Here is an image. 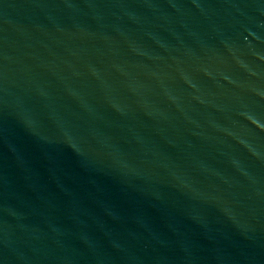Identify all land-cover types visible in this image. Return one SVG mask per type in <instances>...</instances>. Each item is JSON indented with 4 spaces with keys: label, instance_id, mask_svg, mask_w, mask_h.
I'll list each match as a JSON object with an SVG mask.
<instances>
[{
    "label": "water",
    "instance_id": "water-1",
    "mask_svg": "<svg viewBox=\"0 0 264 264\" xmlns=\"http://www.w3.org/2000/svg\"><path fill=\"white\" fill-rule=\"evenodd\" d=\"M0 264H264V0H0Z\"/></svg>",
    "mask_w": 264,
    "mask_h": 264
}]
</instances>
